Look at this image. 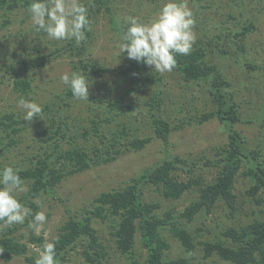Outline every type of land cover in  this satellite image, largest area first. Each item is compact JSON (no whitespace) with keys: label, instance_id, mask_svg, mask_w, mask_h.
I'll return each mask as SVG.
<instances>
[{"label":"trees","instance_id":"16d2710c","mask_svg":"<svg viewBox=\"0 0 264 264\" xmlns=\"http://www.w3.org/2000/svg\"><path fill=\"white\" fill-rule=\"evenodd\" d=\"M120 1L123 0H81L87 8L91 21V31L86 32L87 39L93 37L96 31L91 14L102 11L108 17L112 30L120 41L122 40L124 32L130 25L127 21L128 17L124 14L127 9L119 5ZM225 1L191 0L189 2L193 5L197 39L190 54L176 56V66L171 71L180 77L184 86L194 85L199 89L204 87L208 96L207 104L211 100L215 108L198 113L189 107L190 101L184 96H182L183 100L169 98L168 101L174 104L175 112L187 121V125L192 122L202 124L217 118L226 129V144L215 148V156L203 155L200 160L181 156L168 157L121 189L104 192L96 197L91 209H87L82 214H69V218L60 227L57 235L48 240L56 243L57 264L70 263V252L78 247L82 248L81 255L87 263L101 264L108 256V245L101 241L93 221L96 219L106 221L112 217L119 219L113 227L118 252L121 254L130 252L134 248L138 233L142 245L148 252L144 263L134 261L132 264L188 263L187 259L179 258L169 262L165 258L170 244L162 235V230L167 228L168 220L156 215L157 204L144 200L143 187L146 184L155 186L166 199L172 200H178L189 189L196 188L198 199L181 215L187 222H193L203 211L210 214L219 202H222L232 213L238 212L240 197L249 200L252 207L255 204L260 206L256 218L239 228H230L225 232L229 243L204 242L202 245L206 257L216 254L229 264H264V160L260 161L263 157L262 149H249L246 140L235 129V124L241 120L240 106L231 96L232 80L227 79L226 73L221 67L218 68L214 60L217 56L233 58L239 52L244 67L258 69L260 66L256 65L254 54L262 55L264 50H258V46H254L249 41V33L257 30L256 23L249 21L248 18H245L243 23L236 22L238 18L234 12V4L227 5L226 16L215 19L224 7ZM229 1L235 2V0ZM30 2L31 0H0V17L3 24L11 23L8 19L10 15L15 16L20 23L27 20L25 17ZM162 3L163 0H129L127 6L130 5L140 11L144 10L146 5L155 6L149 12L150 15L145 13L143 16L147 19L149 16L150 19L153 15H157ZM21 10H24V14ZM239 15L242 17L240 13ZM236 39L240 40L235 41ZM90 53L86 41L76 46L74 40H50L45 33H37L33 26L21 29L13 35L0 37V85L9 81L13 93L19 99H32L33 73L55 61L70 60L72 72L82 74L89 83V101L77 100L73 97L70 88L63 86L51 90L53 96L42 105L41 118L37 116L32 121L24 120V114L14 107L10 111H4L2 115L0 147L3 150L7 152L16 148L20 150V145L26 141L21 133L28 127L36 133L32 143L27 146L30 151L24 153L20 150L30 164L19 169L22 182L27 184L28 189L21 195L16 194L17 198L32 210L33 215L39 212L40 202L44 196L55 197L56 188L65 178L88 169L93 162L98 163L89 158L88 154L75 143L70 150L60 149L62 141L84 140L93 133L109 155L112 152L121 153V147L135 151L142 150L151 139L134 136L139 133L138 123L135 122L129 129L131 122L121 120L118 122L123 128L120 133L130 135V139L124 144L121 136L118 141L117 132H113L111 128V125L117 123L119 116L127 111L130 113L139 106L147 109L148 126L165 143L168 142L172 131L183 127L182 125L173 127L170 123L162 110L164 100L157 92L149 96L145 103L141 102L140 95H136L134 101L125 102L122 108L117 106L121 100H124V95L111 98L114 95L113 89L116 90L112 84L111 88H108L110 86L108 83L102 81L96 84L99 79L113 70L98 61L85 60ZM125 53L121 56L123 57ZM126 66L118 74H125L129 78L132 92H143L144 88L154 85L157 81L163 83L165 80L163 74L144 63L131 60ZM101 87L107 92L103 98L100 92L104 90L101 91ZM105 104L108 106L105 107ZM213 105L210 106L214 107ZM78 106L84 108L77 113ZM80 121L88 126L82 127V131L81 127L74 130L72 123ZM111 159L114 157L111 156ZM59 161H63V167L60 169L56 166ZM108 161L109 159L104 160V162ZM202 161L204 168L214 169L216 172V176L208 183L204 182L201 175L197 177L193 175ZM3 167L5 166L0 163V168ZM182 173L187 174L188 179H184ZM240 180L248 182V188L244 192L237 190L236 184ZM31 220L30 215L24 224L12 227L3 226L0 222V257L6 262H10L15 257H24L28 264H35L38 252L31 246L41 248L47 238L38 235L29 227ZM168 229L187 253L196 251L195 235L187 227L173 224Z\"/></svg>","mask_w":264,"mask_h":264},{"label":"rangeland","instance_id":"374dc122","mask_svg":"<svg viewBox=\"0 0 264 264\" xmlns=\"http://www.w3.org/2000/svg\"><path fill=\"white\" fill-rule=\"evenodd\" d=\"M190 1L182 0L192 11L193 5L189 3ZM128 3L129 0L119 2L121 7H126L127 9L126 13H124L125 17H136L142 23H149L156 18V14L150 19L149 16L148 19L143 18L145 13H149L155 6L146 5L144 10L140 11L137 8L133 9L130 5L127 6ZM229 4H234V12L238 18L236 22L243 23L245 18H248L249 21L256 23L257 30L249 33V41L254 46H258V50H264V0H235V2L226 0L223 4L224 7H222V10H220L215 19L226 16L227 5ZM220 5L222 6V4ZM21 11L24 14V10ZM10 16L8 19L11 20V23L7 24H3L0 17V37L3 35H13L21 29H28L33 26L29 11L27 17L24 16L27 20L22 23L15 16ZM91 16L94 18L93 25L96 31L93 37L86 40L91 53L86 56L87 59L85 60H90V62L98 61L113 70V72L107 73L102 79H99L96 84L98 85V82L102 81L110 85L108 88L114 86L116 90L112 88L114 95L111 98L124 95V100H121L117 105L121 108L126 104L125 102L134 101L136 95H140L141 102L145 103L148 101L149 96L157 92L164 100L162 110L165 112L167 118H169L170 123H172L173 127L180 125L183 127L182 129L172 131L168 142L165 143L148 126L147 109L139 106L136 110H131L130 113L126 110L127 112L119 116L117 123L111 125V128L113 132H117L118 141H120L121 136V141L124 144L128 142L130 135L128 133L125 135L120 133V130L123 128L118 122L120 120L122 122H131L129 129H131L135 122L138 123L139 133L134 136L141 139H151V142L142 150L135 151L121 147V153L112 152L109 155L105 151L106 148H103L99 144L100 140L93 133L88 138H84V140L72 139L71 141H62L60 149L70 150L74 147L73 143H75L79 145L78 148L83 149L88 154L89 158L98 161V163L94 164L93 162L88 169L65 178L56 188L55 197L44 196L40 202L39 212L43 211L45 213L47 222L39 232H35L38 235H43L47 240L57 235L60 227L69 218V214H82L87 209H91L96 197L104 192L121 189L126 184L131 183L134 178L162 163L164 159L174 156H181L192 160H200V157L203 155L213 157L215 156V148L223 146L227 142L226 129L217 118H212L202 124L192 122L187 125V121H184L183 117L175 112L174 104L168 101L169 98L173 100L174 98L182 99V96H184L186 100L190 101L189 107L198 113L213 110L215 106L211 103V100L207 104L208 96L204 87L199 89L194 85L184 86L183 81L178 75L166 72L163 73V76H165L163 83L157 81L154 85L144 88L143 92H132L129 78L125 74H118L120 70L127 67L126 65L131 62V59L127 57L126 53L123 57L121 56L122 53L118 47L121 41L112 30L108 17L102 11L92 13ZM194 32L197 39L196 30ZM29 37L32 38L33 36ZM239 40L236 39L235 41ZM238 54L239 52L233 58L230 56H217L214 60L218 68L221 67V70L226 73L227 79L232 80L231 96L234 98V102L240 106L241 120L235 124V129L246 140L249 149H262L263 157L260 158L261 161L264 160V54H254V61L256 65L260 66L258 69L244 67ZM69 61H55L35 71L33 73L34 93L31 94L33 96L32 99L28 100L36 102L42 107L53 96L51 90L66 86L62 83L61 76L65 73L69 75L72 73V63H69ZM104 89V87H101V91ZM100 93L103 98L107 92L104 90ZM18 101L19 98L13 93L12 85L9 81L0 85V120L4 111H10L13 107L24 114V110L18 106ZM106 106L108 105L105 104ZM83 108V106L76 107L77 113ZM81 121L72 123L74 130L81 127L82 131V127L88 126L87 124H82ZM21 135L26 141L20 145V150L28 153L30 148L27 146L32 143L36 133L28 127ZM20 150L16 148L7 152L0 147V163L3 166H12L15 169L28 167L30 164L26 160L25 154L21 153ZM111 156L114 159H111ZM105 159H109V161L104 162ZM56 166L58 169L63 167V161L57 162ZM193 175L196 177L201 175L204 182L208 183L216 176V172L214 169L204 168L202 161ZM181 176L184 179H188L185 173H182ZM23 186L26 190L28 189L26 183ZM236 186L239 192H244L248 188V182L240 180ZM143 191L145 201L158 205V209L155 212L156 215L168 220L167 228L162 230V235L170 244V248L165 254V258L169 262L182 258L188 260L186 264H229L216 254L206 257L202 243H216L218 241L229 243L230 241L226 239L225 232L230 228H239L249 222V220L256 218L261 208L257 204L252 207L249 200L241 199L240 197L238 212L232 213L222 202H219L210 214H206L203 211L196 216L193 222H187L181 215L187 207L198 199L196 188L189 189L178 200L166 199L155 186L149 184L144 185ZM24 192H17L16 194L21 195ZM117 221L119 219L116 217H112L106 221H100V219L93 221V225L98 231L101 241L105 245H108V256L101 264H132L134 261L144 263L148 257V252L142 245L139 233L137 234L134 248L130 252L121 254L117 251L115 237L113 236V227ZM173 224H177L183 228L187 227L195 235L197 249L194 253H187L179 240L170 232L168 227H172ZM27 231L29 232V229ZM31 248L36 252L37 249H40L37 246H31ZM81 251L82 248L78 247L75 251L70 252V263L68 264H89L84 260ZM0 264L28 263L24 257H15L10 262H6L0 257Z\"/></svg>","mask_w":264,"mask_h":264},{"label":"clouds","instance_id":"9594fccd","mask_svg":"<svg viewBox=\"0 0 264 264\" xmlns=\"http://www.w3.org/2000/svg\"><path fill=\"white\" fill-rule=\"evenodd\" d=\"M28 11L35 31L45 33L50 40H74L79 46L87 40L86 32L91 31L88 11L81 0H31ZM127 21L130 26L118 44L121 53L126 52L129 59L154 67L161 74L171 72L176 66V56L190 54L195 43V18L182 0H163L156 18L149 23L133 16ZM61 81L77 100L89 101V83L85 76L74 71L63 74ZM18 106L24 110V120L41 118L42 107L38 103L21 98ZM24 191L19 169L0 168V222L12 227L24 224L31 215L29 227L39 232L47 217L43 211L33 215L17 198L16 193ZM37 252L35 264H57L54 241L46 239Z\"/></svg>","mask_w":264,"mask_h":264}]
</instances>
